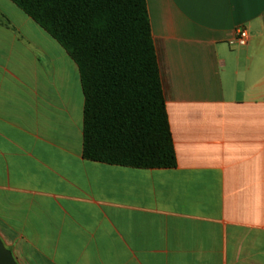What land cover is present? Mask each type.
Masks as SVG:
<instances>
[{"label": "crops", "instance_id": "1", "mask_svg": "<svg viewBox=\"0 0 264 264\" xmlns=\"http://www.w3.org/2000/svg\"><path fill=\"white\" fill-rule=\"evenodd\" d=\"M147 5L172 168L86 159L77 63L0 0V235L20 264H264V0Z\"/></svg>", "mask_w": 264, "mask_h": 264}, {"label": "trees", "instance_id": "2", "mask_svg": "<svg viewBox=\"0 0 264 264\" xmlns=\"http://www.w3.org/2000/svg\"><path fill=\"white\" fill-rule=\"evenodd\" d=\"M12 1L79 67L84 157L133 168L175 167L147 0Z\"/></svg>", "mask_w": 264, "mask_h": 264}, {"label": "water", "instance_id": "3", "mask_svg": "<svg viewBox=\"0 0 264 264\" xmlns=\"http://www.w3.org/2000/svg\"><path fill=\"white\" fill-rule=\"evenodd\" d=\"M0 264H20L0 235Z\"/></svg>", "mask_w": 264, "mask_h": 264}, {"label": "built area", "instance_id": "4", "mask_svg": "<svg viewBox=\"0 0 264 264\" xmlns=\"http://www.w3.org/2000/svg\"><path fill=\"white\" fill-rule=\"evenodd\" d=\"M249 39H250V34L248 29L246 27H240L237 31V37L234 41V44L245 46L248 44Z\"/></svg>", "mask_w": 264, "mask_h": 264}]
</instances>
